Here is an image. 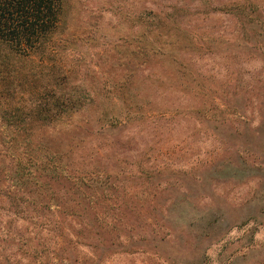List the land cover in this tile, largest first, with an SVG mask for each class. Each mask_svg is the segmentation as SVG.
<instances>
[{"label": "rangeland", "instance_id": "374dc122", "mask_svg": "<svg viewBox=\"0 0 264 264\" xmlns=\"http://www.w3.org/2000/svg\"><path fill=\"white\" fill-rule=\"evenodd\" d=\"M43 51L0 44V193L50 90L80 98L46 143L89 188L0 196V264H264V0H63Z\"/></svg>", "mask_w": 264, "mask_h": 264}, {"label": "trees", "instance_id": "16d2710c", "mask_svg": "<svg viewBox=\"0 0 264 264\" xmlns=\"http://www.w3.org/2000/svg\"><path fill=\"white\" fill-rule=\"evenodd\" d=\"M62 1L0 0V44L19 59L42 55L43 50L50 47L52 35L59 26ZM34 102L26 112L29 123L24 131L23 157L14 159L13 185L6 194L0 193L6 198L7 213L11 212L14 218L29 208L51 209L60 203L72 205L74 193L89 188L60 165L61 154L46 143L53 133L54 122L72 111L80 98L56 95L50 90ZM33 120L45 124L39 129L43 133L39 134L38 128L32 127Z\"/></svg>", "mask_w": 264, "mask_h": 264}]
</instances>
